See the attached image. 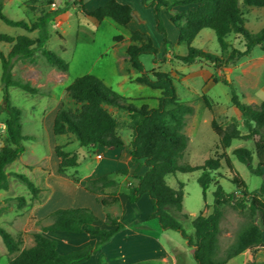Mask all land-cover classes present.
<instances>
[{"label":"trees","instance_id":"1","mask_svg":"<svg viewBox=\"0 0 264 264\" xmlns=\"http://www.w3.org/2000/svg\"><path fill=\"white\" fill-rule=\"evenodd\" d=\"M87 0H72L71 5L77 6L87 16L94 17L101 22L110 18L120 27L127 25L136 18L135 12L120 0H108L93 12L84 10ZM141 7L150 9L154 15V26L163 41L164 53L170 50V41L162 18V11L170 15L171 22L179 32L178 45H185V55H174V59L183 65H192L199 60H206L216 67L227 69L242 58L250 55L256 47L264 46V28L253 34L245 25L239 0H140ZM245 6L264 8V0H242ZM56 8L40 15L37 20L28 24L24 20H14L3 11L0 1V19L6 24L20 27L28 32L35 29L40 31L36 39L28 36L14 38L0 33V45L12 44L10 53L5 56L0 51L2 61L3 99L0 103V115L5 114L8 144L0 146V190H8L10 186L8 165L16 161L26 150L25 141L34 140L35 136L23 132L21 121L22 111L12 105L9 87H18L29 94H42V91L29 82L13 80L10 69V58L19 56L24 62L36 63L37 48L48 64L59 71L67 72L69 63L56 52L46 46L48 40V17L51 14L64 12ZM205 29L214 31L220 46V55L205 52L193 46L197 35ZM237 34L244 39V50L231 46L227 37ZM118 39V38H117ZM131 67L140 75L136 82L150 88L160 90L161 97L157 108L143 106L136 107L129 99L115 92L103 80L93 75L76 78L67 86V96L79 105L75 110L61 108L57 111L53 122V133L56 136L71 134L75 136L80 146L102 147L107 150L128 147L131 160L135 164L132 173L124 168L114 173L103 174L89 178L80 185L94 195L104 209L120 204V183L115 176L129 175L130 181L126 188V199L129 204L137 203L147 195L151 202V211L146 221L156 220L162 230L179 232L186 241L193 264H227L231 259L246 251L255 255L264 251L262 232L264 230V181L250 190L247 183L238 174L232 160L225 154L236 139L253 140L254 151L246 147L233 150L236 159L244 164L248 170L257 176H263L264 170V100L256 106L247 105L239 100L238 94L231 86V102L240 112L243 127L247 134L243 135L236 122L226 128L213 119L211 127L216 133L219 146L223 150L221 156L209 157L203 164L192 166L183 163L185 152L189 146V137L185 132L188 116L194 114L193 105L181 100L177 93V86L171 74L153 71L151 75L146 71L141 59L144 55L156 57L158 48L147 33L132 31L131 44L126 49ZM156 58L154 62H156ZM228 82V80H227ZM230 85V84H229ZM204 104L211 109L210 99L203 95ZM114 107L128 113L131 130L127 145L119 134V122L107 108ZM55 154L58 159L57 173L63 175L68 169L78 168L80 160L78 154L64 150V146L57 145ZM254 158L256 166L253 165ZM224 159L227 168L233 174L230 180L236 186V191L229 193L219 182H215L213 172L217 171ZM199 171L197 182L203 189L206 201L207 190L214 184L212 211L208 214L201 212L192 220L193 233H187L179 217H188L183 210L184 183L178 182V187H171L167 178L176 173H193ZM17 177L37 197L40 189L26 175L16 173ZM240 193V197L236 193ZM13 198L5 200L6 206L0 202V214L7 209ZM21 206L25 199L17 197ZM231 206L246 219L243 227L237 232L234 241L222 250L220 245L223 228L224 209ZM207 204L205 205V208ZM121 217L106 212L107 227L97 226L99 217L88 207H61L48 214L41 224L40 231L33 233V245L22 247V238H15L0 224V238L7 250L13 256L9 264H81L88 261L94 253L99 252L97 264H109L105 259L102 247L127 226L120 222ZM143 222H134L131 227ZM65 232L88 234L99 237L95 245H88L68 253L58 250V242L46 235L47 232ZM129 264H154L152 260L137 261ZM246 264H258L251 260Z\"/></svg>","mask_w":264,"mask_h":264},{"label":"rangeland","instance_id":"2","mask_svg":"<svg viewBox=\"0 0 264 264\" xmlns=\"http://www.w3.org/2000/svg\"><path fill=\"white\" fill-rule=\"evenodd\" d=\"M0 1L3 4L7 2V7L3 5V11L7 16L14 20H24L28 24L35 22L37 17L48 12L50 7L57 2L60 9H64L66 3L72 6V0ZM135 1L138 2L139 0ZM240 6L248 29L253 34L261 31L264 28V9L245 6L242 0H240ZM71 13L63 26L50 23L49 18L47 19L48 40L46 46L69 63L64 87L70 85L78 77L93 75L103 80L115 92L129 99V102L136 107L157 108L161 97L160 90L139 84L135 82L136 79L133 81V78H131L132 73L130 69H127L128 65L118 62L112 51H108L103 56L99 55L100 51L111 42V34L107 33V31L105 32L104 29L97 30L94 19L92 20L79 14L76 15L73 10ZM147 13L148 20L144 22L142 28L150 34L149 36L153 39L154 45L162 49V38L155 30L153 12L148 11ZM162 18L167 31V38L171 44L170 51L164 53L161 50L160 55H158L159 59L157 56L144 55L142 61L150 75L153 71L171 74L175 80L179 98L194 106V114L187 118L185 132L190 140L182 162L192 166L201 165L207 158L218 157L223 153L219 146L218 137L211 127L213 119L217 120L218 124L223 128L236 122L241 133L243 135L247 134L243 127L241 114L231 102V86L235 89L242 103L256 106L264 100V46L256 47L250 55L242 58L227 69L218 68L206 60H199L192 65H183L174 59V55H185L187 48L185 45H176L179 38L178 29L172 22L166 20L165 16L162 15ZM202 31L200 37L193 42V46L205 52L220 55L221 50L214 31L209 29ZM0 33L14 38L24 35L36 39L40 31L35 29L32 32H28L23 28L10 26L0 19ZM59 34H64L67 41L66 47L68 51L65 54L58 49ZM227 40L232 47L244 50V39L242 36L231 34L227 37ZM0 46L2 50L7 52V55L10 53V48L13 47L12 44L6 43ZM35 58L36 63L34 64L24 62L19 56L10 58L12 78L14 76L18 81L25 82V76H28L35 69L45 72L52 69V66L48 64L38 48L35 52ZM155 58L156 62H154ZM2 72V61L0 58V103L3 99ZM39 75H32L31 78L33 76L36 78ZM228 77L229 81L227 82ZM40 82L43 83L44 78ZM62 89L63 87L57 88L55 90L56 94L59 95ZM8 92L12 105L22 111L23 132L40 136L37 138L34 135V140L24 142L26 150L22 157L20 156L13 166L6 168V171H9L7 172L10 181L9 188L5 191L0 190L2 206L7 205L6 199L13 198L9 202L7 209L0 214V224L15 238H22L23 248L33 245V233L40 231L41 224L45 223V214L58 207L82 206L91 208L95 214L105 215L106 212L116 216L122 214L121 216H125L123 220L126 224H130L136 214L143 215L151 211V202L147 195L135 205L127 204L126 213H123L124 210L121 204L111 206L108 209H103L101 205H95L93 196L78 188L81 186L80 179L84 178V175L88 174L95 165V159L93 158L95 148H82L75 136L71 134H66L59 138L53 133L52 122L50 131L43 127L42 117L45 112L50 111L55 106V98L31 95L14 86L9 87ZM203 95L210 99L211 109L204 104ZM62 106L72 110L79 107L67 94L63 98ZM108 110L114 114L119 122V134L124 140L129 142L131 130L128 128L130 121L128 113L114 107H108ZM6 118L5 114L0 115V146L8 144ZM55 136L59 140L56 141ZM54 143V147L57 145L64 146V150L78 154L80 166L68 169L65 174L59 175L57 173L58 159L53 151L55 148L52 149ZM238 147H246L254 151L253 140H233L231 146L224 152L232 160L238 174L245 180L249 189L254 190L262 184L264 177L252 174L244 164L236 159L233 155V150ZM221 163V167L213 172L214 180L219 182L226 192H235L236 186L230 182L233 174L227 168L224 159L221 160ZM253 165L256 166L255 158ZM18 171L26 175L40 189L37 197H33L25 184L15 177ZM199 174V171L193 173L178 172L176 175L167 178L168 184L173 188L178 187V182H182L185 185L183 210L188 217L180 216L179 220L187 233L190 234L193 233L192 220L201 212L210 213L214 201V184L207 190L205 201L203 189L197 182ZM119 176L121 175L115 177L118 179ZM130 179V176H128L121 183L122 187L119 186L120 194H123L121 191L124 187L126 188ZM74 187L79 192L72 191ZM236 195L240 197L239 192ZM17 197H24L25 199L21 206L16 200ZM65 197L66 200L63 199ZM206 204L207 207L205 208ZM154 222L157 225L159 242L171 254L170 258L154 260V264H193L190 251L182 235L177 231L162 230L159 228L158 222ZM245 222L246 219L243 215L231 206H227L224 209V218L221 222L223 233L220 240L222 250H225L234 241L237 232L243 227ZM144 254L148 255L149 251H134L133 253L135 257L145 256ZM12 257L7 253L0 238V264H9V260ZM243 259L244 255L241 254L236 259H231L227 264H246ZM254 261L258 264H264V252L259 253Z\"/></svg>","mask_w":264,"mask_h":264},{"label":"crops","instance_id":"3","mask_svg":"<svg viewBox=\"0 0 264 264\" xmlns=\"http://www.w3.org/2000/svg\"><path fill=\"white\" fill-rule=\"evenodd\" d=\"M107 1L108 0H87L84 3V10H86L87 12H93L96 9H98L99 7H101L102 5H104ZM120 1L125 3V4H128L133 9V11L135 12V15H136V18L134 20H132L127 25L126 28L120 27L110 18H105L103 21L99 22L94 17L85 15L83 13V11L81 9H79L77 6H68L64 12L59 13V14H51L48 18L50 20L49 21L50 23H53V24L58 25V26H63L64 22L68 20L69 15L72 14L71 11L73 10L75 12L74 14H76V15L79 14L80 16H85L86 18H90L92 20L94 19L97 30L104 29L105 32L107 31V33L111 34V36H112L111 42L109 44H107V46H105L100 51L99 55L103 56L104 54H107L108 51H112L114 53L115 58L118 60V62L124 63L125 65H128L127 69H130V71L132 73L131 78H133L132 80L135 81V79L140 74L131 67V65L128 61L127 54H126V49L131 44V33H132V31H140L142 33H147L142 28V25L144 24V22L146 20H148V15H147L148 13L147 12L151 11V10L142 8L140 0L138 2L135 0H120ZM3 5H4V7L5 6L7 7V2L4 3ZM58 7H60V6L57 2L56 4H53L50 7V10L52 11ZM251 7H255V6H251ZM259 8H261V7H259ZM262 9H264V8H262ZM162 15L166 17V20L171 22L170 15L167 12L162 11ZM246 24H247V22L245 20V25ZM202 32L203 31H201L197 35L195 40L198 37H200V34H202ZM147 34H149V33H147ZM58 39H59L58 49L61 53L65 54L68 51V48L66 47L67 41H66L64 34H62V35L59 34ZM162 44H163V41H162ZM176 45H178V43ZM157 48L159 50L158 55H160V51L161 50L164 51V50H163V48L161 49V47H158V46H157ZM11 49H12V47L10 48V51H11ZM172 50L174 51V49H172ZM0 51L5 56H7V52L5 50H2L1 46H0ZM158 55H157V58H158ZM142 57H141V59H142ZM168 57L170 58L169 54H168ZM51 68L52 69L50 71H47V72L35 69V70L31 71V73H29L28 76H25V82H30V84L32 86H34V87H36L42 91V94H31V95L48 96L49 98H55V100H56L55 106H53L50 111L45 112L43 117H42L43 127L45 129L47 128L49 131H50V127H51V122H52V127H53L55 115H56L57 111L61 108L63 98L67 94V92H66L67 86L64 87V85H65L64 81L66 78V73L68 72V71L67 72L59 71L55 67H51ZM36 73H38L40 75L36 78H34L35 76H33V78H31L32 75L37 76L38 74H36ZM43 78H44V82L41 83L40 81ZM13 80H17L16 77L13 76ZM59 87H63V89H62L61 93L59 95H57L55 90ZM43 91H44V93H43ZM108 107L109 106H107V108ZM34 135L37 138L40 137L39 135H36V134H34ZM62 136H64V135L59 136V138ZM54 138L56 139V141L59 140V138H57L56 136ZM124 141L127 145L129 144V142H127L126 140H124ZM34 142H36V141H34ZM54 145H55V143L53 144L52 149L55 148ZM81 147L82 148H95V153L93 154V158L95 159V165H94V167L91 168V170L88 174L84 175V178L80 179L81 183L86 182V180L89 178L98 177V176L103 175V174L114 173V172H116L120 169H124V168H128L130 170V173H129V175H130L132 173L134 167H135V164L131 160V153H130L131 151L128 147H123V148L121 147V148H116L113 150H107V149H104L102 147H83V146H81ZM53 151L55 153V150H53ZM21 157H22V155H21ZM15 162L16 161H14L10 165H8L7 168L10 166H13V164ZM7 172H9V171L7 170ZM17 173H21V172L18 171ZM21 174H23V173H21ZM129 175H126V176L121 175L123 178L121 176L118 177L117 180L120 183V187H122L121 183H123ZM263 177H264V170H263ZM78 188L81 191L87 192L86 190H84V188L82 186H80ZM2 191H5V190H2ZM72 191L79 192L75 187L72 188ZM121 192L123 194H120V204L123 207V210H124L123 213H126L125 208L127 207V204L131 205V206L135 205V204L139 203L146 196V195L143 196L135 204H129L127 202V199H126L127 188L124 187ZM87 193H89V192H87ZM92 196H93V200L95 202V205L96 204L98 206L101 205L96 200L95 196L94 195H92ZM63 199L66 200V197ZM77 207H79V206H77ZM80 207H82V206H80ZM54 210L55 209L46 213L45 217ZM149 213L150 212L145 213L143 215L136 214L134 220L130 224H126L123 220L124 219L123 217H125V216H121L122 214L120 215V217H121L120 222H122L127 227L124 230L117 233L110 242H108L107 244H105L102 247V250L105 254V259L109 264H129V263L137 262V261H145V260L154 261V260L166 259V258L171 257V254H169L165 250L163 244L159 242L158 229L156 227L157 225L154 222L156 220L143 222L147 219ZM96 215L100 219V221L97 222L96 225L100 226V227H107L105 225L106 213H105V215H101V214H96ZM134 222H143V223L139 226L131 227V225ZM158 226H159V224H158ZM46 235L49 236L50 238L55 239L58 242V250L61 253H68L72 250L80 249V248H83V247L88 246V245H95L96 242L99 240V237L91 236L88 234H76V233L49 231L46 233ZM262 242L264 243L263 232H262ZM134 251H139V252L140 251H144V252L149 251V254L145 255L146 254L145 253L144 254L145 256L135 257L133 255ZM262 252H264V251H258L255 255H252L251 252L248 250V251L243 253V255H244L243 260L245 263H247L248 261L254 260L256 258V256ZM150 253H152V254H150ZM98 257H99V252L94 253L88 261L83 262L81 264H97ZM236 258H234V259H236Z\"/></svg>","mask_w":264,"mask_h":264},{"label":"water","instance_id":"4","mask_svg":"<svg viewBox=\"0 0 264 264\" xmlns=\"http://www.w3.org/2000/svg\"><path fill=\"white\" fill-rule=\"evenodd\" d=\"M228 81H229V77H228Z\"/></svg>","mask_w":264,"mask_h":264}]
</instances>
